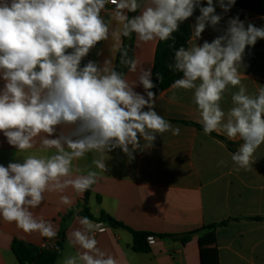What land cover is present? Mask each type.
I'll return each instance as SVG.
<instances>
[{
  "label": "clouds",
  "instance_id": "obj_1",
  "mask_svg": "<svg viewBox=\"0 0 264 264\" xmlns=\"http://www.w3.org/2000/svg\"><path fill=\"white\" fill-rule=\"evenodd\" d=\"M228 12L235 0H217ZM111 4L117 27L101 15ZM200 15L193 27L196 40L206 26L215 27L222 17L216 14L213 0H0V132L21 152L34 147L37 137L48 155L23 156L22 162L0 165V219L14 223L24 233H38L54 239L57 230L50 220L34 214L46 193L77 192L96 183L91 166L85 172L74 166L89 152L105 153L120 148L128 156L141 147L151 146L156 136L180 134L155 110V85L151 68L138 67L121 46L120 63L130 73H138L146 96L134 91L135 81L114 69L111 60L103 66L81 61L99 42L135 34L141 42L167 41L181 23ZM138 15L129 17L128 13ZM264 39V28L238 17L228 21L226 31L212 42L191 43L174 51L170 70L182 73L172 88L192 90L205 135L223 131L229 139L242 141L231 161L236 170L247 169L254 153L264 144V87L251 95L241 83L239 72L243 53ZM231 94L232 107H221L225 91ZM175 99V97H172ZM147 108L145 111L144 109ZM62 128L56 135L57 128ZM93 165L105 170L104 160ZM226 165L221 160L217 166ZM67 202L66 197H61ZM80 227L68 235V246L75 254L62 264H118L109 252L98 247L99 223L78 218Z\"/></svg>",
  "mask_w": 264,
  "mask_h": 264
},
{
  "label": "crops",
  "instance_id": "obj_2",
  "mask_svg": "<svg viewBox=\"0 0 264 264\" xmlns=\"http://www.w3.org/2000/svg\"><path fill=\"white\" fill-rule=\"evenodd\" d=\"M141 2L146 3V0ZM213 3L216 14L222 17L221 21L215 27L206 26L196 40L193 27L200 15L199 8H196L190 17L193 31L190 44L195 40L199 45L204 41L212 42L226 31L228 21L235 17L243 21L245 27L251 23L257 28H264V16L234 5L224 12L217 0ZM201 5L206 6V0H201ZM113 8L108 4L101 15L116 28ZM138 14L139 10L128 13L129 17ZM126 38H109L99 42L82 59L81 67L89 61L102 67L106 60H111L115 68L120 53L118 49L124 45ZM158 42H141L135 35L132 59L137 61L138 67L151 68L153 72ZM239 72L241 83L249 94L255 95L260 87H264V39H258L255 45L245 48ZM124 74L130 83L136 82L134 91L147 98L145 89L139 84L138 73H130L127 69ZM4 83L0 79V90ZM237 90L229 87L225 91L221 101L223 110L232 107L231 94ZM155 110L173 126H179L180 134H158L148 147L143 146L141 139V147L131 157L117 147L105 153L89 152L83 159L73 162L85 172L90 166L97 172L89 209L95 218L93 222L105 228V231L95 234L98 247L111 253L118 264H201L199 241L205 233L190 236L186 243L181 241V237L212 224L236 220L216 231L214 246L218 251L219 264H264V221L252 220L264 217V144L256 150L247 169L236 170L231 154L237 151L242 141L239 137L229 139L223 131H214L227 142L236 144V150L231 151L224 142L210 134L205 135L197 127L203 126L192 90L170 87L155 99ZM61 131L62 128L58 127L56 135ZM42 138L43 134L36 138L32 149L21 152L10 145L0 132V165L22 162L27 154L53 153L54 148H42ZM94 160H104L105 170L93 165ZM221 160L226 165L217 166ZM84 192L68 187L63 192L46 193L44 202L33 212L50 220L58 234L62 217L81 206ZM61 197H66L67 202ZM102 214L134 231L173 237H155L157 240L150 245L148 253H138L132 249L133 235L127 230L100 222ZM78 218L82 216L77 215L71 220L67 240L69 233L80 227ZM56 237L48 239L38 233H24L14 223L0 219V264H19L12 251L14 240L42 247L44 244L53 246ZM76 251L66 241L57 264H62L65 256Z\"/></svg>",
  "mask_w": 264,
  "mask_h": 264
},
{
  "label": "trees",
  "instance_id": "obj_3",
  "mask_svg": "<svg viewBox=\"0 0 264 264\" xmlns=\"http://www.w3.org/2000/svg\"><path fill=\"white\" fill-rule=\"evenodd\" d=\"M234 6L241 8L245 11L264 16V0H235ZM193 36L191 19L188 18L183 23H181L179 30L173 33V37L167 41H159L156 47L154 67L152 72V82L155 85L150 91L155 93V99L160 96L164 91L172 87V84L176 79L182 77V73L170 70L168 65L173 63L174 51L181 46L188 47ZM134 40L135 34L126 38L123 47L128 49V56L133 58L134 56ZM121 53H119L117 58V63L115 65V70L118 72L125 73L127 67L120 63ZM199 129L203 130V127L197 126ZM213 137L224 142L231 151H235L236 144L227 142L224 138L210 133ZM93 185L91 188L84 192V197L81 206L74 208L67 212L61 220L60 230L57 234L56 241L53 244L52 249H42L39 246L21 241L14 240L12 243V251L16 256L19 264H57L60 255L63 252L65 243L67 241V230L69 228L71 220L80 215L82 217H87L91 221H95V218L90 213L89 200L92 194ZM81 210L79 211V209ZM254 221H264V217L253 218ZM100 222L106 223L111 227L121 228L129 231L133 235V246L132 249L138 253H148L150 250V245L148 244L149 237H159L161 239L173 236H156L155 234L149 232H139L134 231L131 228L125 226L122 223L117 222L112 217L107 214H102L99 218ZM236 220H228L225 222L212 224L197 230L190 234L181 237V241L186 243L190 239V236L196 233H205L201 236L200 245V260L201 264H219L218 251L216 249V231L228 226L230 223Z\"/></svg>",
  "mask_w": 264,
  "mask_h": 264
},
{
  "label": "built area",
  "instance_id": "obj_4",
  "mask_svg": "<svg viewBox=\"0 0 264 264\" xmlns=\"http://www.w3.org/2000/svg\"><path fill=\"white\" fill-rule=\"evenodd\" d=\"M113 6V5H112ZM102 226V225H101ZM103 231H105V228L102 226V231H98L97 233H101V232H103ZM96 233V234H97ZM156 238L155 237H149L148 238V244L149 245H153L155 242H156ZM42 249H46V250H48V249H52L53 248V246H47V245H42V247H41Z\"/></svg>",
  "mask_w": 264,
  "mask_h": 264
}]
</instances>
